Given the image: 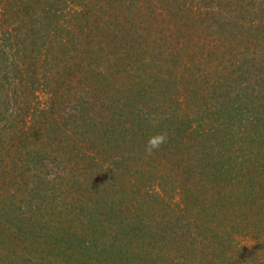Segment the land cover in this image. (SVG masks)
Here are the masks:
<instances>
[{
	"label": "trees",
	"instance_id": "1",
	"mask_svg": "<svg viewBox=\"0 0 264 264\" xmlns=\"http://www.w3.org/2000/svg\"><path fill=\"white\" fill-rule=\"evenodd\" d=\"M0 264H264V0H0Z\"/></svg>",
	"mask_w": 264,
	"mask_h": 264
},
{
	"label": "clouds",
	"instance_id": "2",
	"mask_svg": "<svg viewBox=\"0 0 264 264\" xmlns=\"http://www.w3.org/2000/svg\"><path fill=\"white\" fill-rule=\"evenodd\" d=\"M168 134L166 132H160L153 136H150L145 145V152L147 155H152L155 150H158L162 145L167 143Z\"/></svg>",
	"mask_w": 264,
	"mask_h": 264
}]
</instances>
